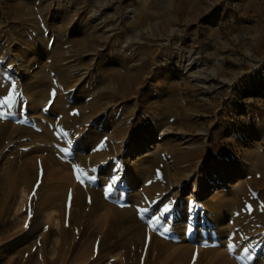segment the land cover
Wrapping results in <instances>:
<instances>
[{"label":"rangeland","instance_id":"1","mask_svg":"<svg viewBox=\"0 0 264 264\" xmlns=\"http://www.w3.org/2000/svg\"><path fill=\"white\" fill-rule=\"evenodd\" d=\"M0 71L10 78L3 84L7 91L13 80L16 83L17 104L12 108L21 116L16 123L37 133L10 134L0 143V198L5 188L16 187L0 217L1 264H25L26 258L34 264H77L70 260H75L83 240L90 241L80 264H159L154 251L138 256L131 248L137 240L121 235L116 226L102 222L99 231L93 229L96 235L90 234L97 214L85 216V205H91L94 193L117 208L131 204L132 212L145 215L150 226L145 230L147 243L158 233L163 240L181 238L197 248L232 251L241 264H264V171L258 162L264 160V0H0ZM119 77L129 80L119 82ZM29 95L38 104L31 111ZM55 104L71 116L84 105L81 127L64 135L55 120L58 113L51 110ZM93 132L91 139L87 135ZM183 136L190 140L182 142ZM184 146L197 147L195 156L175 161L171 150ZM27 149L38 160L51 152L68 162L67 195L75 186L85 195L84 202L74 206V217L69 210L62 218L58 207L35 211L38 193L46 187L41 184V160L35 186L32 177L8 185L22 162L14 152ZM92 151L99 160L86 172L80 158H91ZM212 161L224 167L226 182L217 183ZM78 175L84 176L83 182ZM113 176L119 178L109 192ZM158 183L154 192H143V187ZM241 196L251 209L247 215L239 211ZM215 197L222 210L205 207ZM163 204H171L172 214L165 225L169 231L162 234L149 220ZM144 208L149 211L141 212ZM46 210L52 211V219L45 224L50 214ZM124 239L130 243L127 254L119 250ZM114 240L121 242L118 249L111 244ZM105 245L110 248L103 249Z\"/></svg>","mask_w":264,"mask_h":264},{"label":"bare ground","instance_id":"2","mask_svg":"<svg viewBox=\"0 0 264 264\" xmlns=\"http://www.w3.org/2000/svg\"><path fill=\"white\" fill-rule=\"evenodd\" d=\"M20 5H17L16 7H19ZM51 57V56H50ZM58 57V55L54 56V59H56ZM189 65V64H188ZM194 66V65H193ZM55 69L59 72V74L61 73V69L58 67V66H55ZM203 69V68H202ZM201 69V70H202ZM205 69V68H204ZM202 77V76H201ZM208 78V77H207ZM119 82H120V79H122V81L124 80H129L128 79H124V78H121L119 77ZM8 80H10V78H7L1 71H0V95H7L8 91L7 89L5 88V86L3 85L4 83H6ZM195 80V79H194ZM207 80V79H206ZM38 83H40V80H37ZM199 83V82H198ZM202 83V82H201ZM26 84V83H25ZM130 84V83H129ZM23 85V84H22ZM35 86V84H31V86ZM125 83L122 84V90L125 89ZM205 88V87H204ZM42 92V89L38 90V92ZM60 99H62V95L59 93L57 94ZM29 103L30 105L28 106L29 110H33L34 108H36V106H38V104L36 103V100H33V97L32 95H29ZM168 101V99H167ZM171 101H173V99H171ZM166 102V101H165ZM17 104L16 102V99H14V105L15 106ZM166 106V105H165ZM83 108L85 109V106H81V108H78L77 110V114L71 116L68 114V110L67 109H64L61 104H55L54 106H52L51 110L54 111L52 113H58V116L56 120V123L60 126H62L65 131L67 132V135L68 134H72L74 132V127L75 126H79L81 127V122H84L85 120V113L83 115ZM167 108V107H166ZM168 109V108H167ZM16 108H11V109H7V108H4L3 111L6 113L5 116L3 117H0V130L3 131V135L1 136L0 138V143L3 139L9 137L10 134H13L15 133L16 134H20L23 132V134H25L26 137L28 136H32L33 135H36L37 136V133L32 131L31 128H28L26 126H23V125H19L18 123H16V121H19V119H21L20 115L18 114V112L16 111ZM163 110V109H162ZM170 110V109H169ZM173 110V109H172ZM171 110V111H172ZM165 111V110H164ZM169 111V112H171ZM70 112V111H69ZM7 113H11V115H8ZM168 113V112H167ZM173 113V111H172ZM169 114V113H168ZM171 114V113H170ZM57 115V114H56ZM55 117V118H56ZM53 118V117H51ZM81 119V120H80ZM52 120V119H50ZM54 120V121H55ZM80 120V121H79ZM164 120V119H163ZM174 120V119H173ZM13 122V123H12ZM190 122V121H189ZM50 123V122H49ZM185 123V122H184ZM51 124V123H50ZM189 124V123H188ZM83 126V125H82ZM83 128V127H82ZM81 129V128H80ZM79 129V130H80ZM165 129V128H164ZM0 131V132H1ZM167 131V130H166ZM169 131V130H168ZM179 131V130H178ZM44 133H47L46 130L42 131V134ZM163 133V131H162ZM88 134V133H87ZM161 134V133H160ZM159 134V135H160ZM165 134V133H164ZM167 134H171V133H167ZM173 134V133H172ZM197 134V133H196ZM14 135V136H15ZM96 134H94V132L92 133V135H87L88 137H90L91 139L95 137ZM183 135V134H181ZM11 136V135H10ZM18 136V135H16ZM21 136V135H20ZM171 136V135H170ZM23 137V136H22ZM67 136H65L66 138ZM24 138V137H23ZM159 138H164L162 139L163 142L167 141L168 137H163L160 135ZM167 138V139H166ZM175 139V137H173ZM177 138V137H176ZM179 138V137H178ZM185 136H183L181 138L182 142H186L188 140H190V138H186ZM14 142V140L10 139L9 140V143L10 142ZM41 141V140H39ZM44 141H49V135L46 137V140ZM3 142V141H2ZM35 142V141H34ZM15 143V142H14ZM85 142H82L81 144H83ZM29 144V146L31 147V143H27ZM25 145V144H24ZM35 147L37 145H34ZM163 146V145H162ZM197 146V145H196ZM0 147H2V144L0 145ZM171 147V146H170ZM197 147H193V146H184L183 148H178V149H170L173 154H174V158H175V161H182V160H186V159H193V157L195 156V153L197 152ZM23 149H26V148H23ZM105 149V148H103ZM35 150V149H34ZM100 150V149H99ZM98 150V151H99ZM1 151V150H0ZM96 153H97V150H95ZM155 151V150H154ZM30 151H28V149L24 152H20L19 151H16L14 152L15 155H16V158L19 160H22L18 162H21L17 165V169H16V177L14 179V181L12 182L11 181V184H9L8 182V185H13V187L17 184V183H20V182H27V180L29 178V180H31V182L34 184L35 180H36V168H37V165L38 163H40L39 161L41 160L43 163H42V173L44 174L43 175V180L41 182V184L45 185L46 187H44V190L42 192H39L38 193V198H37V203H36V210L35 211H38L40 212L43 208H53V207H58L60 210L62 208V218H66L65 215L67 213H65V208L67 209V206L70 205L72 203V207H71V215L70 217H74L75 213H76V209L74 206L78 205L80 202V200H84V197L85 195L83 194V192L81 191L82 189H80V187H74L75 188V191H73V194L70 196L67 195V193H69V191L67 192V190L69 189V186H70V183H69V175H68V172L67 170L69 169V165H68V162H64L62 159H58L57 157H55L53 155V153L51 152H48L49 154L45 155L44 156H39L40 157V160H38V156L37 155H33L32 157H30L31 155H28ZM93 152V151H92ZM100 152V151H99ZM98 152V153H99ZM3 153V151H2ZM46 154V152H44ZM94 153V152H93ZM97 153V154H98ZM94 154H92L91 158L88 157V158H80L81 161H83V168H85V171L87 172L88 170L91 171L90 168L93 167V163L94 162H97L99 159H97V156H94ZM3 156V155H2ZM1 158V156H0ZM42 158V159H41ZM33 159V160H32ZM85 159V160H84ZM157 159V158H156ZM258 159V158H257ZM61 160V161H60ZM153 160V159H152ZM158 160V159H157ZM156 160V161H157ZM63 161V162H62ZM213 162V161H212ZM212 162L210 164H212ZM259 166H260V169H263L264 171V160L263 159H260L259 161ZM3 163V162H2ZM1 163V164H2ZM157 164L159 163L158 161L156 162ZM10 164V163H9ZM11 164H13L11 162ZM11 164L9 167H11ZM70 164V162H69ZM14 165V164H13ZM213 166H216V169L215 171H217V183H224L228 180V177H227V172L226 170L224 169V167L222 168V166H217V163L216 162H213ZM218 167V169H217ZM7 168V166H6ZM68 168V169H67ZM82 168V169H83ZM220 168V170H219ZM9 170V169H8ZM32 170L35 171L34 175H31L29 174V172L32 173ZM6 173L9 172V171H5ZM4 172V173H5ZM262 172L259 170V173ZM12 173V171H11ZM119 173V172H118ZM258 173V174H259ZM263 173V172H262ZM261 173V174H262ZM7 175V174H6ZM11 175V174H10ZM15 175V174H14ZM39 175V174H38ZM121 175V174H120ZM119 175V177H120ZM1 176V175H0ZM48 176H51V179L53 177V180H49L48 179ZM264 176V175H263ZM10 177V176H9ZM118 177V178H119ZM4 178V176L1 178V180ZM12 178V176H11ZM126 178V177H125ZM40 179V178H39ZM37 179V180H39ZM42 179V178H41ZM238 179V178H237ZM5 180V179H4ZM7 180V179H6ZM9 180V178H8ZM36 180V181H37ZM49 180V181H48ZM133 180V179H131ZM240 180V179H239ZM241 181V180H240ZM239 181V182H240ZM4 182V181H3ZM133 181H128V183L131 185ZM150 182V181H149ZM251 184H253L254 186L256 185L257 183V179L255 178V176H253L250 180ZM2 183V181H1ZM31 183V185H32ZM36 183V182H35ZM30 184V183H29ZM37 184V183H36ZM133 184V183H132ZM4 184H2L3 186ZM25 185H27V183H25ZM24 185V186H25ZM30 185V186H31ZM230 185V184H229ZM233 184H231L232 186ZM5 186V185H4ZM35 186V184H34ZM33 186V187H34ZM132 186V185H131ZM41 187V188H43ZM71 187V186H70ZM85 187V186H84ZM159 187V183L158 184H151V185H148V186H145L143 187V192L145 193H151V192H154L157 188ZM26 188V187H25ZM7 191L6 194L4 193V196H2L0 198V202L2 203V208L0 210V217H3V213H5V211L3 210V208L5 207V204L7 202V200H12L11 198L14 197V195L16 194V187L15 189L13 190L12 187H8V188H5ZM22 191L24 190L23 188H21ZM64 189V193L63 192H60L61 190L63 191ZM254 189V188H252ZM2 190V189H0ZM196 190V187L193 189V192H195ZM3 191V190H2ZM22 191H20L22 193ZM25 191V190H24ZM28 191V190H27ZM25 191V192H27ZM29 191H30V188H29ZM33 191V190H31ZM39 191V190H38ZM24 192V193H25ZM60 192V193H59ZM193 192L190 193L193 195ZM211 192L213 193H216L217 190L215 189H211ZM18 193V192H17ZM20 193V194H21ZM24 193L21 194L22 197L24 198ZM28 193V192H27ZM35 193V192H34ZM63 195H62V194ZM71 193V192H70ZM142 193V192H141ZM143 194V193H142ZM218 194V193H217ZM1 195V194H0ZM8 196V197H5ZM20 195V196H21ZM221 195V194H220ZM82 196V197H81ZM93 198H92V202H91V205L88 209V213L87 215H90V214H97L94 216V218H96V220L92 219L93 220V224H92V220H91V223H90V228H89V232L90 234L94 230H97L99 231V227L101 226L102 222L104 223V225L106 224V226L108 228H118L120 233H122L121 235H130V237L133 236L134 240H137L136 242L132 243V250L137 254L138 253V256H145L148 254L149 251H154L156 253V255L159 256V264H241L240 262H238L237 260H235L233 258V253L232 251L231 252H223V251H218V250H214V248L210 247V248H206V249H201V247H198L197 248V245H193L191 243H187L185 242L183 239L179 238V240H169V239H166V240H163V238L157 233V234H152L150 236V242L151 243H147L145 241V238L146 240L148 239L147 237H145V230L148 231L149 227L145 222H144V219L146 220V217L145 215L144 216H138V213L136 211H133L132 212V207L131 204L129 205V207L127 208H124V209H121V208H117L113 205H111L110 203H107L106 201H104L101 196H99V194L97 193H94L92 194ZM189 196V195H188ZM224 196V194H223ZM142 197L145 199V197L142 195ZM141 196L138 197L139 198V201H140V204L143 203V198ZM242 198V202H241V205H239V211L243 214V215H247L250 213L251 209L245 207L244 205V200L245 198L243 196H241ZM218 198V197H217ZM221 198L223 199V197L221 196ZM22 199V198H20ZM216 197L213 199H210L208 201L205 202V207L207 206H211L213 208H215L216 206L222 210V208L220 207L222 204H217V202L215 201ZM26 201V199H24ZM146 200V199H145ZM144 200V202H145ZM154 200V199H153ZM217 200V199H216ZM220 200V199H219ZM3 201V202H2ZM14 201V200H13ZM22 201V200H21ZM24 201V202H25ZM148 201V200H147ZM244 201V202H243ZM5 202V203H4ZM15 202V201H14ZM84 202V201H83ZM212 202V204H211ZM221 202V201H220ZM11 203V202H10ZM70 203V204H69ZM146 203V202H145ZM20 204V202H19ZM24 204V203H23ZM195 204V203H194ZM133 205V203H132ZM192 205V204H191ZM8 206V204L6 205ZM87 206V205H86ZM189 206V204H188ZM195 206V205H194ZM9 207V206H8ZM15 207V206H14ZM20 207V206H19ZM69 207V206H68ZM185 208V205L183 206ZM190 207V206H189ZM7 208V207H6ZM21 208V207H20ZM20 208H17V209H20ZM54 208V209H56ZM8 209V208H7ZM16 209V211H17ZM54 209H51V210H54ZM57 209V211L59 210ZM14 210V209H13ZM40 210V211H39ZM4 211V212H3ZM34 211V213H35ZM80 211V210H78ZM188 211V210H187ZM186 211V212H187ZM192 211V210H190ZM9 212V211H8ZM13 212V211H12ZM43 212V211H42ZM47 212V210L45 211V213ZM59 212V211H58ZM181 212V211H180ZM184 212V210H183ZM17 213V212H16ZM50 213L47 212L46 214ZM192 213V212H191ZM256 213V212H255ZM29 214V213H28ZM51 214V215H50ZM46 215V220L43 221V222H48L49 220L52 219V211L51 213ZM82 214V213H81ZM10 215V214H9ZM16 215V214H15ZM36 215V214H35ZM35 215L33 217H35ZM42 215V214H41ZM54 215V214H53ZM79 215V214H78ZM148 215V214H147ZM151 215V214H150ZM17 216V215H16ZM27 216V215H26ZM61 216V215H60ZM192 216V215H191ZM180 217V215H179ZM178 217V218H179ZM15 218V217H14ZM19 218V217H18ZM26 218V217H25ZM32 218V217H31ZM190 218V217H189ZM193 218V217H191ZM17 219V218H16ZM23 219V218H22ZM36 219V218H35ZM44 219V218H43ZM81 219V218H80ZM18 220V219H17ZM20 220V219H19ZM40 220V219H39ZM67 220V219H66ZM16 221V220H15ZM22 221V220H21ZM95 221V222H94ZM24 222V221H23ZM16 223V222H14ZM40 223V222H39ZM110 223V224H109ZM188 223V222H187ZM20 224V222H19ZM38 224V223H37ZM185 224V223H184ZM45 225V224H44ZM21 226V224H20ZM19 226V227H20ZM116 226V227H115ZM22 227V226H21ZM17 228V227H16ZM2 229H3V226L0 227V233L2 232ZM176 229V228H175ZM188 229V228H187ZM24 230V229H23ZM15 231V230H14ZM25 231V230H24ZM50 231V230H49ZM107 231V229H106ZM183 231V230H182ZM188 231V230H187ZM96 232V231H95ZM94 232V234H95ZM204 232V231H203ZM97 233V232H96ZM149 233V232H147ZM146 233V234H147ZM83 234V233H82ZM87 234V233H86ZM93 234V233H92ZM88 235V234H87ZM96 235V234H95ZM94 235V236H95ZM106 235V234H105ZM150 235V233H149ZM1 236V235H0ZM22 236V235H21ZM147 236V235H146ZM180 236V235H179ZM262 236V235H261ZM89 237V235H88ZM98 237V235L96 236ZM95 237V238H96ZM119 237V236H118ZM118 237H116L118 239ZM129 237V236H128ZM129 237V238H130ZM149 237V236H148ZM184 237V236H183ZM84 238V237H82ZM125 238V236H124ZM129 238H126V239H129ZM264 238V237H263ZM262 238V239H263ZM27 239V238H26ZM93 239V238H92ZM97 239V238H96ZM122 239L119 238L118 240L120 241ZM126 239L122 240L121 242L125 241ZM131 239V238H130ZM210 239V238H208ZM94 240V239H93ZM92 240V242H93ZM118 240H114L113 242H111L112 245H114L115 248H119L121 246V242H118ZM33 241V240H32ZM87 241V240H86ZM86 241H82V243L80 242V248L78 247L79 251L74 255V259H71L70 262L72 261H75L77 263V261L84 257V255L86 256V249L85 248V244L88 243L90 240H88L87 242ZM129 241V240H128ZM128 241H125V242H128ZM35 242V240H34ZM86 242V243H85ZM122 244L124 245L121 246V249H119L121 252L124 251L125 254H127V252H131L129 251L131 248H130V243H125ZM146 242V243H145ZM200 242V240H199ZM201 242H204V241H201ZM56 243V242H55ZM31 244V243H30ZM32 245V244H31ZM30 245V246H31ZM78 245V246H79ZM88 246V244H86ZM89 245L92 246V244L89 243ZM27 247V246H25ZM32 247V246H31ZM31 247H28V248H31ZM61 248V247H60ZM105 248H108V246H104L103 249ZM110 248V247H109ZM108 248V249H109ZM117 248V249H118ZM27 250V248H25ZM30 250V249H28ZM89 250V249H88ZM87 250V252H89ZM60 251V250H59ZM30 252V251H29ZM55 252V251H54ZM57 252V251H56ZM55 252V253H56ZM16 253V252H15ZM18 253V252H17ZM60 253V252H59ZM62 253V251H61ZM88 254V253H87ZM132 254V253H130ZM129 254V255H130ZM61 255V254H60ZM63 255V254H62ZM61 255V256H62ZM43 256V255H42ZM57 256V255H56ZM126 256V255H125ZM59 257V256H58ZM141 257V258H142ZM3 258V257H2ZM61 258V257H60ZM131 258V257H130ZM5 260V259H4ZM8 260V259H6ZM27 260V258L25 259V261ZM129 260V259H128ZM121 261V260H120ZM138 261V260H137ZM141 261V260H140ZM4 263V261H2ZM27 262L29 261H26L25 264H27ZM42 262V261H41ZM59 262V261H58ZM2 263V264H3ZM32 263V262H31ZM57 263V262H56ZM121 263V262H120ZM1 264V262H0ZM6 264V263H5ZM10 264V263H8ZM30 264V262H29ZM34 264V263H33ZM38 264V263H37ZM63 264V263H62Z\"/></svg>","mask_w":264,"mask_h":264},{"label":"snow or ice","instance_id":"3","mask_svg":"<svg viewBox=\"0 0 264 264\" xmlns=\"http://www.w3.org/2000/svg\"><path fill=\"white\" fill-rule=\"evenodd\" d=\"M16 89V83L13 80L11 82V90L8 91L7 95H0V117H3L6 115V113L3 111L4 108L11 109L14 105V90ZM52 95H55V91L53 90ZM8 115H11V113H7ZM64 135H67V133H64ZM69 144H71V141H69ZM65 153L69 152V148H64L62 149ZM77 167L78 166H74ZM82 171V170H80ZM95 171V169H93ZM88 180H94L96 177L94 176H87L84 174ZM78 180H81L83 182L84 176L78 175L77 176ZM117 177L113 176L110 177V183L107 185V191H112L114 184L117 182ZM149 211L148 208L141 209V212L147 213ZM172 214V206L171 204H163L162 207H159L153 211V215L151 219L149 220V224H151L154 228H157L158 226L161 229L162 234L166 233L169 231V228L165 225L168 224L169 219ZM229 248H232V245H229ZM247 252L248 249H245Z\"/></svg>","mask_w":264,"mask_h":264},{"label":"crops","instance_id":"4","mask_svg":"<svg viewBox=\"0 0 264 264\" xmlns=\"http://www.w3.org/2000/svg\"><path fill=\"white\" fill-rule=\"evenodd\" d=\"M84 201V200H83ZM79 202H81V200L79 201ZM70 204V203H69ZM80 204V203H79ZM71 205V207H72V203L70 204ZM71 207L69 208L68 206H67V208H68V210H67V215L69 214L68 212H69V210L71 211ZM89 207H90V205H88L87 207H86V205H85V216L87 215V213H88V209H89ZM66 209V208H65ZM67 215H65V217L67 216ZM70 215H71V212H70ZM34 218V217H33ZM72 218V217H71ZM32 221V220H31ZM49 221H51V220H49ZM32 223V222H31ZM46 223H48V222H46ZM45 223V224H46ZM76 228V227H75ZM99 237V236H98ZM74 238V237H73ZM77 238H78V234H77ZM82 238V237H81ZM82 239H85V231H84V238H82ZM95 239V238H94ZM32 248V247H31ZM46 251H48V249L46 248L45 249ZM51 251V250H50ZM85 259V255H84V257L81 259V260H79V261H77V264L79 263L80 264V262H82L83 260ZM26 261H29L30 262V264H33L34 263V261L32 262L31 261V259H27ZM26 261L24 260V262L26 263ZM29 262H27V264H29ZM32 262V263H31Z\"/></svg>","mask_w":264,"mask_h":264}]
</instances>
